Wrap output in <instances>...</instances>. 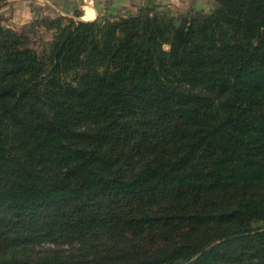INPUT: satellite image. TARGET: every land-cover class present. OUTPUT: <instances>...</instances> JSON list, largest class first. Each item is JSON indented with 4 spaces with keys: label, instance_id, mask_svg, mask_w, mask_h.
Here are the masks:
<instances>
[{
    "label": "trees",
    "instance_id": "trees-1",
    "mask_svg": "<svg viewBox=\"0 0 264 264\" xmlns=\"http://www.w3.org/2000/svg\"><path fill=\"white\" fill-rule=\"evenodd\" d=\"M212 2L0 14V264H264V0Z\"/></svg>",
    "mask_w": 264,
    "mask_h": 264
},
{
    "label": "rangeland",
    "instance_id": "rangeland-1",
    "mask_svg": "<svg viewBox=\"0 0 264 264\" xmlns=\"http://www.w3.org/2000/svg\"><path fill=\"white\" fill-rule=\"evenodd\" d=\"M187 1L188 0H186V3ZM81 4H84V8L86 9L85 5H87V2L82 0ZM140 4H141V0H95L94 6H96L99 9L100 17L116 18L119 16H126L128 14L136 13V11L139 8L138 6ZM16 6L17 5L11 3L9 0H7L6 3L2 6L0 10V14L4 25L11 27L12 29L18 32L25 33L29 37V42H30L29 44L33 46L39 53L46 50L52 38V30L47 29L44 26L43 21L52 16L50 14L47 15L44 14L43 16L39 17L37 14H35L33 18L26 19L18 15L19 9H17ZM81 7H82L81 5L74 6L71 12H69V14L73 15L74 10L77 9L82 13L83 9H81ZM159 10H162L163 12H166L169 15H173L174 17H176V19L181 18V16H185L180 13L176 14V11L169 7L168 8L162 7ZM92 12H93L92 9L87 8L85 18L88 19H83V18L81 19L89 20L90 18H92ZM65 16L68 15L65 14ZM167 47L168 46H165V48ZM253 225L254 226L264 225V221L255 222Z\"/></svg>",
    "mask_w": 264,
    "mask_h": 264
},
{
    "label": "crops",
    "instance_id": "crops-1",
    "mask_svg": "<svg viewBox=\"0 0 264 264\" xmlns=\"http://www.w3.org/2000/svg\"><path fill=\"white\" fill-rule=\"evenodd\" d=\"M11 3L17 5L18 15L22 16L26 19L33 18L35 14L39 17L43 16L44 14H50L52 17L56 15H65L73 16L69 14L74 6L81 5L82 15L79 18H85L87 8L93 10L92 18L89 20L95 19L99 16V9L94 6L95 0H84L87 2L86 9L84 8V4L82 0H9ZM150 1L158 4V9L164 8H171L176 11L177 13L186 15L188 14L189 10H204L208 11L212 8V0H141V4L138 6H142L145 2ZM81 2V3H80ZM53 13V14H52ZM23 18V19H24Z\"/></svg>",
    "mask_w": 264,
    "mask_h": 264
}]
</instances>
